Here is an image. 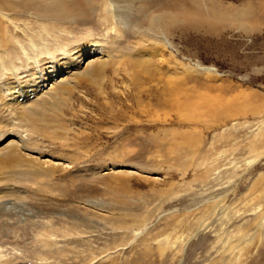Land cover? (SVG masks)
<instances>
[{
	"label": "rangeland",
	"instance_id": "obj_1",
	"mask_svg": "<svg viewBox=\"0 0 264 264\" xmlns=\"http://www.w3.org/2000/svg\"><path fill=\"white\" fill-rule=\"evenodd\" d=\"M18 1L0 0L15 25L0 31V77L32 79L92 39L112 54L108 102L128 120L79 113L84 145L44 139L76 165L14 175L26 193L0 200V264H264V0H66L67 16ZM95 101L85 114L111 118Z\"/></svg>",
	"mask_w": 264,
	"mask_h": 264
},
{
	"label": "bare ground",
	"instance_id": "obj_2",
	"mask_svg": "<svg viewBox=\"0 0 264 264\" xmlns=\"http://www.w3.org/2000/svg\"><path fill=\"white\" fill-rule=\"evenodd\" d=\"M50 1L51 3H47L43 10H57V14H60L57 3H61L64 11L61 15L69 14L66 0ZM31 3L29 0H20L16 2L19 7L17 9L30 11L27 8L32 5ZM34 3L41 4L44 3V0H39V2L35 0ZM17 9L15 12H18ZM15 16L18 17L16 14ZM42 16H44L43 20L47 17L46 15ZM62 18L55 15L53 18L50 16V19L55 22L63 21ZM11 20L0 11V31L7 34L8 26H15L14 20ZM1 26L3 27L1 28ZM4 37L7 38L6 35ZM8 49L7 44L0 43V53H5ZM49 56L51 57L46 59L42 63L43 65H36L35 69L39 74L32 79H29L26 73H18L13 69L9 70L10 74L0 77V111L12 112L11 109L18 111L20 123L24 127L23 129L19 128L20 132H15L9 118L0 116V200L18 197L26 193L20 187H16L17 179L14 175L52 180L59 172L70 174L76 163L58 156L52 157L46 147H41L40 144L45 142V138H49L60 141L59 144L57 142H52V144L53 146L62 145V149L72 148L79 144L84 145L80 140L87 141L90 137L86 136L88 134L87 126L79 127L82 129L78 130L82 131L81 133L75 131L79 122V119L75 120V118L79 113L83 115V123L92 118L97 124L115 123V121H121L123 117L128 120L127 113L125 114L120 109L115 110L108 102L114 91L115 79L107 72L108 67L110 68L113 63L112 54L106 52L103 46L98 45L92 39H87L74 49L68 51L63 49V55L59 59H55L52 55ZM34 63L37 64V61L34 60ZM83 85L93 88L97 95L93 96ZM96 98L106 102L102 106L109 108L107 114L110 115L109 117L112 116L111 118L95 115L93 117L90 113L85 114L88 112V107L85 105H92V101H95ZM95 102L98 104L97 101ZM111 103L113 104V102ZM77 105H79V109ZM177 110L181 117V111L184 109L178 107ZM49 116L53 117V121L49 120ZM95 127L97 133L102 126ZM39 150H44V153L37 155ZM125 173L130 174V171Z\"/></svg>",
	"mask_w": 264,
	"mask_h": 264
}]
</instances>
